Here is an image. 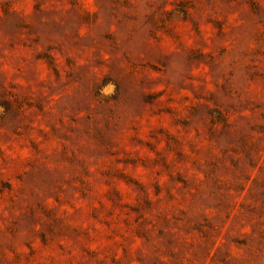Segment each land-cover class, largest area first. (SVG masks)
Here are the masks:
<instances>
[{
    "label": "rangeland",
    "instance_id": "1",
    "mask_svg": "<svg viewBox=\"0 0 264 264\" xmlns=\"http://www.w3.org/2000/svg\"><path fill=\"white\" fill-rule=\"evenodd\" d=\"M0 264H264V0H0Z\"/></svg>",
    "mask_w": 264,
    "mask_h": 264
}]
</instances>
